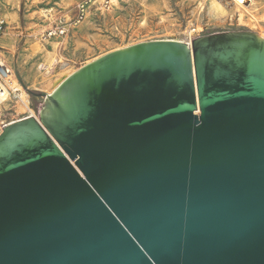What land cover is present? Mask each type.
I'll use <instances>...</instances> for the list:
<instances>
[{
  "label": "water",
  "instance_id": "obj_1",
  "mask_svg": "<svg viewBox=\"0 0 264 264\" xmlns=\"http://www.w3.org/2000/svg\"><path fill=\"white\" fill-rule=\"evenodd\" d=\"M39 117L0 133V264H264V37L112 50Z\"/></svg>",
  "mask_w": 264,
  "mask_h": 264
},
{
  "label": "rangeland",
  "instance_id": "obj_2",
  "mask_svg": "<svg viewBox=\"0 0 264 264\" xmlns=\"http://www.w3.org/2000/svg\"><path fill=\"white\" fill-rule=\"evenodd\" d=\"M110 1L0 0V19L7 23L3 34L9 33L14 40L13 67L28 94L36 119H40V105L53 88L42 79L36 82L37 88L32 87L30 76L34 72L45 73L46 78L58 83L59 79L68 77L66 72H74L107 52L138 42L155 39L192 42L213 33L252 30L238 24L232 0H217L225 9L221 21L210 17L208 4L197 12L198 0ZM255 1L259 7H264V0ZM142 17L147 19L148 26L141 29L139 21ZM195 26L199 29L189 37L185 30ZM57 27L65 33L49 37L48 32ZM252 31L261 36L257 30ZM34 37L46 46L43 53L35 56L29 50V42ZM0 49L9 53L2 44ZM51 55L55 59L52 68L46 72ZM10 113L1 116L0 121H17L31 116L28 112L18 114L14 103Z\"/></svg>",
  "mask_w": 264,
  "mask_h": 264
},
{
  "label": "bare ground",
  "instance_id": "obj_3",
  "mask_svg": "<svg viewBox=\"0 0 264 264\" xmlns=\"http://www.w3.org/2000/svg\"><path fill=\"white\" fill-rule=\"evenodd\" d=\"M115 1L116 0H111L110 3H114ZM232 1L234 4V14L236 15L238 24L246 26L252 30H257L259 34L262 37H264V7L263 8L259 7L256 4L255 0H232ZM198 2L199 4L197 7V12L200 10L202 11L203 8H206V4H208L207 11L210 17H213L216 21H221L225 16V9L223 5L220 4L217 0H198ZM162 18L163 17H161V20ZM147 26H148L147 19L145 17H142L139 21V28L142 29V28H146ZM198 29L199 26H195L192 28L188 27L187 30L185 31L187 35L190 37L191 34ZM2 34H0V36ZM165 40H169V39H165ZM171 40H176V39H171ZM176 41H180V40L177 39ZM190 42L191 41H187L186 43L190 44ZM0 44H2L3 48L7 47L9 50V53H7L5 50L0 49V66L4 71V76H3L4 82L2 84V87L4 88V94L1 96L0 99V109L2 103H4L5 106H8L6 101L12 100V103H14L15 110L18 114L28 112L31 114V116L37 118L35 112L30 107L28 94L26 93L24 87L20 83L18 75L16 74L15 69L13 67L14 40L12 39L9 33H4L0 37ZM29 50L31 54L35 56L40 53H43L46 50V46L41 40H39L37 37H34V39L30 40L29 42ZM54 59L55 58L52 55L49 56V60L46 64V69H45L46 72H48V70L52 68ZM71 73L73 72L71 71L66 72L65 75L69 76ZM30 77H31L32 87L37 88L36 82L39 79H42L43 82L44 81L48 82V84L52 86L53 91L60 85V83L64 79V78L59 79L58 83L57 82L54 83L51 81L50 78H46L47 76L45 73H39V72L38 73L34 72ZM53 91H51V93ZM12 122L15 121H10L8 124ZM3 125H4L3 122L0 121V133L2 132Z\"/></svg>",
  "mask_w": 264,
  "mask_h": 264
},
{
  "label": "built area",
  "instance_id": "obj_4",
  "mask_svg": "<svg viewBox=\"0 0 264 264\" xmlns=\"http://www.w3.org/2000/svg\"><path fill=\"white\" fill-rule=\"evenodd\" d=\"M6 29V23L0 19V34H2V32ZM65 33L64 29H61L60 27H57L53 30H50L48 32V36L49 37H55V36H59V35H63ZM1 67V66H0ZM3 76L4 74L0 71V99L1 96L4 94V88L2 87L3 84ZM8 106H5L4 103L1 104V109H0V117L3 116L5 117L6 115H10V109H11V105H12V100H8L6 101ZM10 122V121H9ZM9 122H3L4 125H7ZM2 126V127H3Z\"/></svg>",
  "mask_w": 264,
  "mask_h": 264
}]
</instances>
